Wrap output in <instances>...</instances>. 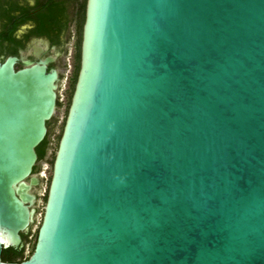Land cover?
<instances>
[{
    "label": "water",
    "instance_id": "water-1",
    "mask_svg": "<svg viewBox=\"0 0 264 264\" xmlns=\"http://www.w3.org/2000/svg\"><path fill=\"white\" fill-rule=\"evenodd\" d=\"M0 64V248L37 212L47 62ZM0 264H264V0H87L33 253Z\"/></svg>",
    "mask_w": 264,
    "mask_h": 264
},
{
    "label": "flooded vegetation",
    "instance_id": "flooded-vegetation-1",
    "mask_svg": "<svg viewBox=\"0 0 264 264\" xmlns=\"http://www.w3.org/2000/svg\"><path fill=\"white\" fill-rule=\"evenodd\" d=\"M86 4L87 0H0V64L15 57L18 70L25 67V61L47 62L48 70L58 72L57 106L61 86L68 84L71 88L77 81ZM43 159L38 158L33 172L38 179L31 190L36 197V212L38 189L44 178L40 168ZM34 224L21 233L22 243L18 248H25V259L35 248L38 228L34 230Z\"/></svg>",
    "mask_w": 264,
    "mask_h": 264
},
{
    "label": "rangeland",
    "instance_id": "rangeland-1",
    "mask_svg": "<svg viewBox=\"0 0 264 264\" xmlns=\"http://www.w3.org/2000/svg\"><path fill=\"white\" fill-rule=\"evenodd\" d=\"M71 88L68 84H63L59 90V106L55 117L52 119V135H51V143L47 148V153L45 158L40 164L41 174L43 175V179L41 181V187L38 189V203H37V216L35 219V224L33 229L36 230L39 226L44 206H45V197L46 192L49 186V182L52 176V167L54 157L58 148V143L63 131L65 119L67 116V112L70 106L71 101ZM31 252V247L29 251L27 250V255Z\"/></svg>",
    "mask_w": 264,
    "mask_h": 264
},
{
    "label": "trees",
    "instance_id": "trees-1",
    "mask_svg": "<svg viewBox=\"0 0 264 264\" xmlns=\"http://www.w3.org/2000/svg\"><path fill=\"white\" fill-rule=\"evenodd\" d=\"M75 82L71 86V97L74 91L75 87ZM52 122L48 123V129L49 133L45 140L40 144V146L37 148V153L39 159H43L46 156L47 153V148L49 147L51 143V135H52ZM46 200V197H45ZM25 255H26V250L25 248H0V260L3 262H8V263H16V262H21L25 260Z\"/></svg>",
    "mask_w": 264,
    "mask_h": 264
}]
</instances>
